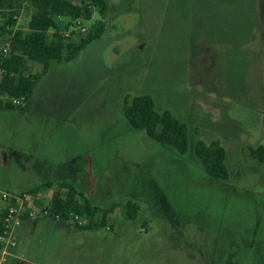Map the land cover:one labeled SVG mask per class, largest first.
I'll use <instances>...</instances> for the list:
<instances>
[{"label":"rangeland","instance_id":"374dc122","mask_svg":"<svg viewBox=\"0 0 264 264\" xmlns=\"http://www.w3.org/2000/svg\"><path fill=\"white\" fill-rule=\"evenodd\" d=\"M107 1L106 32L75 59L53 62L27 109L0 111V161L10 146L22 160L0 163V190L69 172L95 204L118 205L110 229L88 230L102 264H264V161L250 153L264 144V0ZM238 11L240 21L231 17ZM31 12L20 13L19 27L28 30ZM99 18L82 24L90 29ZM75 21L61 17L59 31ZM138 94L188 124L186 152L129 123L124 97ZM199 140L221 141L228 179L208 175L195 154ZM25 148L33 151L29 174ZM128 201L138 206L135 219ZM34 209L13 229L76 225Z\"/></svg>","mask_w":264,"mask_h":264},{"label":"trees","instance_id":"16d2710c","mask_svg":"<svg viewBox=\"0 0 264 264\" xmlns=\"http://www.w3.org/2000/svg\"><path fill=\"white\" fill-rule=\"evenodd\" d=\"M29 8L31 16L28 30L18 26L20 13ZM100 18L94 21L85 35L66 37L59 31L61 17L91 20L95 13ZM107 0H0V38L8 41L11 35L10 51L0 49V110H11L28 102L39 83L49 72L53 62H69L75 59L91 42L99 39L107 29ZM16 27V28H15ZM54 30L49 39L48 32ZM8 35V36H7ZM42 65V70H31L32 63ZM6 97L21 100L16 105ZM123 112L129 123L143 130L153 140L171 145L180 152L189 147V127L170 110H159L150 94H138L132 99L124 97ZM251 155L264 161V144L250 146ZM195 154L203 162L206 172L214 179H228L227 150L220 140L206 143L197 141ZM55 182L47 181L29 189L38 193L42 188L51 187ZM57 189L50 201V211L58 215L56 219H70L72 213L90 216L89 227L104 226L110 214L118 207H101L85 196L74 185L67 182L56 184ZM64 189L66 191H64ZM128 215L135 219L138 206L132 201L126 203ZM24 218H28L27 215ZM6 222L0 218V235L5 236ZM3 244L0 242V249Z\"/></svg>","mask_w":264,"mask_h":264},{"label":"crops","instance_id":"0c3cea01","mask_svg":"<svg viewBox=\"0 0 264 264\" xmlns=\"http://www.w3.org/2000/svg\"><path fill=\"white\" fill-rule=\"evenodd\" d=\"M219 1H222L221 4L226 2L224 0ZM240 1L241 0H234L227 2H232V7H234L238 6ZM251 5H254L255 8L257 7V3L255 2H252L250 6ZM260 8L262 9L261 3ZM236 15L237 19L240 21L241 16L239 11L238 13L232 14L231 17H235ZM30 100L24 103L22 107L11 109V111H24V109H27L25 105H27ZM18 151L20 150L13 146L8 147L7 150H3L0 163L2 164V161H4L5 165L10 162L9 160L16 159L17 155L19 156ZM22 152L26 159L25 166L29 174L30 169L27 165L30 164L29 160L33 157V151L25 148ZM19 158L21 157L19 156ZM20 160H17V162H21L22 164V160ZM65 173L66 172L59 173L56 178L46 179L41 182V184L52 181L56 184L59 182H67L74 185V179L69 172L67 174ZM56 184L51 187L42 188L35 194H37L39 198L41 197L42 200L45 198L50 200L57 189ZM35 186L15 192H29L28 190ZM43 196H45V198ZM117 210L118 207L115 208L111 214H115ZM20 226L21 227L12 229L11 239L14 240L16 244L15 246H9L7 248L8 252L4 255L0 264H102L103 262L101 258L97 257L95 240L89 237L90 231L88 230L94 229L95 227H89L88 225L81 226L77 223L76 225L71 223H60L58 221L52 223H22ZM16 238H18V241H16Z\"/></svg>","mask_w":264,"mask_h":264},{"label":"built area","instance_id":"2783aa9c","mask_svg":"<svg viewBox=\"0 0 264 264\" xmlns=\"http://www.w3.org/2000/svg\"><path fill=\"white\" fill-rule=\"evenodd\" d=\"M82 19L83 18L74 19L76 20L75 22L77 24L75 29L72 31L62 32L63 35L66 37H75L76 35H85L87 32H89V29L84 24H82ZM12 36L13 35H11L8 41L0 48L5 53L10 51ZM9 99L12 100L16 105L21 104L20 99L13 97H9ZM64 191L66 190L64 189ZM51 199H46V201H44L45 199L42 200L41 197L39 198L35 193L0 190V218L2 217L4 219L7 227L5 236L0 235V242L3 244V247L0 249V261L8 252L7 248L9 246H15L16 244V242L11 239L14 219V225H18L20 220L23 219L25 215H27L29 218L35 214H38L34 209L35 206H41L43 214L50 215L56 219L58 215L52 214L49 208ZM70 219L74 220L75 223L81 226L88 225L91 222L90 216H83L78 213H72ZM107 228L110 229L109 226H107Z\"/></svg>","mask_w":264,"mask_h":264}]
</instances>
